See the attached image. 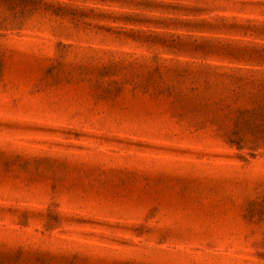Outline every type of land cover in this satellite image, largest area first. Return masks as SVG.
<instances>
[{
	"label": "rangeland",
	"instance_id": "374dc122",
	"mask_svg": "<svg viewBox=\"0 0 264 264\" xmlns=\"http://www.w3.org/2000/svg\"><path fill=\"white\" fill-rule=\"evenodd\" d=\"M0 264H264V0H0Z\"/></svg>",
	"mask_w": 264,
	"mask_h": 264
}]
</instances>
